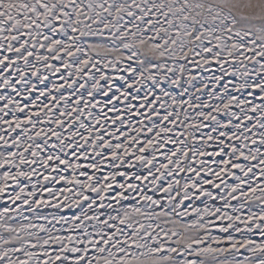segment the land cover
I'll use <instances>...</instances> for the list:
<instances>
[{
	"label": "snow or ice",
	"instance_id": "6c2138e0",
	"mask_svg": "<svg viewBox=\"0 0 264 264\" xmlns=\"http://www.w3.org/2000/svg\"><path fill=\"white\" fill-rule=\"evenodd\" d=\"M0 264H264V0H0Z\"/></svg>",
	"mask_w": 264,
	"mask_h": 264
}]
</instances>
